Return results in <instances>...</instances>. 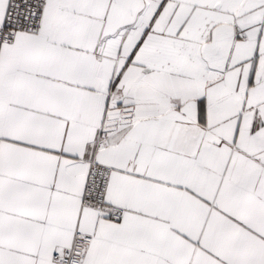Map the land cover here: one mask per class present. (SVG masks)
I'll list each match as a JSON object with an SVG mask.
<instances>
[{
  "label": "snow or ice",
  "instance_id": "1",
  "mask_svg": "<svg viewBox=\"0 0 264 264\" xmlns=\"http://www.w3.org/2000/svg\"><path fill=\"white\" fill-rule=\"evenodd\" d=\"M0 264H264V0H0Z\"/></svg>",
  "mask_w": 264,
  "mask_h": 264
}]
</instances>
